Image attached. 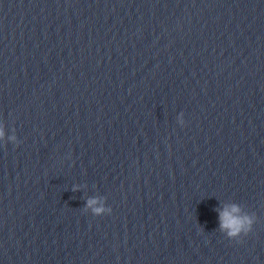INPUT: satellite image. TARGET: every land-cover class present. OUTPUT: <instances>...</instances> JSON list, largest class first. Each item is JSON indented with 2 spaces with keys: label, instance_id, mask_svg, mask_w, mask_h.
Returning <instances> with one entry per match:
<instances>
[{
  "label": "water",
  "instance_id": "water-1",
  "mask_svg": "<svg viewBox=\"0 0 264 264\" xmlns=\"http://www.w3.org/2000/svg\"><path fill=\"white\" fill-rule=\"evenodd\" d=\"M0 264H82L0 192Z\"/></svg>",
  "mask_w": 264,
  "mask_h": 264
},
{
  "label": "clouds",
  "instance_id": "clouds-1",
  "mask_svg": "<svg viewBox=\"0 0 264 264\" xmlns=\"http://www.w3.org/2000/svg\"><path fill=\"white\" fill-rule=\"evenodd\" d=\"M179 123L185 124L183 113H180ZM4 136V131L0 128V137ZM10 140H15V137H9ZM86 209H90L94 215H102L111 213L112 209L109 206L101 203L99 198H89ZM257 220V216L252 212H244L241 206L237 203L231 205H225L222 210L219 211V228L230 239H238L248 235L253 225Z\"/></svg>",
  "mask_w": 264,
  "mask_h": 264
}]
</instances>
